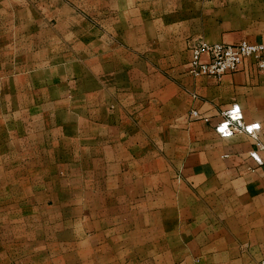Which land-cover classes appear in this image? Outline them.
I'll return each mask as SVG.
<instances>
[{
  "label": "rangeland",
  "instance_id": "rangeland-1",
  "mask_svg": "<svg viewBox=\"0 0 264 264\" xmlns=\"http://www.w3.org/2000/svg\"><path fill=\"white\" fill-rule=\"evenodd\" d=\"M204 3L0 0V264L109 262L94 186L157 167L125 143L153 134L135 89L190 59Z\"/></svg>",
  "mask_w": 264,
  "mask_h": 264
},
{
  "label": "crops",
  "instance_id": "crops-1",
  "mask_svg": "<svg viewBox=\"0 0 264 264\" xmlns=\"http://www.w3.org/2000/svg\"><path fill=\"white\" fill-rule=\"evenodd\" d=\"M204 2L194 38L264 43V0ZM189 61L140 73L147 81L135 89L133 118L153 134L125 143L133 153L142 144V157L158 164L138 181L111 167L109 181L95 184V214L106 224L95 253L108 257L104 264L264 263V165L249 155L264 146V71L248 60L216 82L192 76ZM234 105L247 124H261L258 140L216 133Z\"/></svg>",
  "mask_w": 264,
  "mask_h": 264
},
{
  "label": "built area",
  "instance_id": "built-area-1",
  "mask_svg": "<svg viewBox=\"0 0 264 264\" xmlns=\"http://www.w3.org/2000/svg\"><path fill=\"white\" fill-rule=\"evenodd\" d=\"M213 2L216 0H205ZM221 3H229L230 0H218ZM190 61L189 73L194 77H205L221 82L227 74L238 72L243 64L251 60L255 66L264 71V43H251L241 40L235 44L210 43L204 38H193L189 43ZM196 98V96H193ZM194 119L208 121L199 112L191 113ZM260 123L247 124L240 106L234 105L227 110L222 120L215 126V131L222 139H232L237 135H246L253 140H258ZM259 144V143H258ZM252 150L250 158L259 166L264 165V146ZM264 264V263H263Z\"/></svg>",
  "mask_w": 264,
  "mask_h": 264
}]
</instances>
